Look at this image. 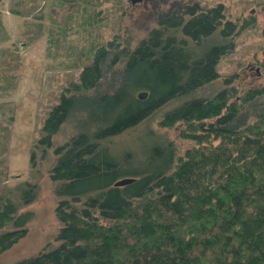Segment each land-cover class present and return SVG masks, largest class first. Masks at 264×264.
Here are the masks:
<instances>
[{"label":"trees","instance_id":"trees-1","mask_svg":"<svg viewBox=\"0 0 264 264\" xmlns=\"http://www.w3.org/2000/svg\"><path fill=\"white\" fill-rule=\"evenodd\" d=\"M45 2L10 0L9 12L41 19ZM253 23L239 25L221 4H195L159 18L134 48L111 40L88 50L90 61L50 108L29 160L37 173L36 151L42 160L52 150L57 245L15 264H264V85L240 93L229 78L202 94ZM48 32L55 47L61 32ZM17 63L14 52L0 51L1 81L15 82ZM7 111L1 104L0 119ZM159 113L158 126L179 128L191 148L181 153L150 129ZM64 125L69 132L54 147ZM139 129L138 150L116 151L114 140ZM8 136L0 122V153ZM122 179L132 181L115 186ZM6 190L0 254L26 235L32 215L17 212L37 195L28 181Z\"/></svg>","mask_w":264,"mask_h":264},{"label":"rangeland","instance_id":"rangeland-1","mask_svg":"<svg viewBox=\"0 0 264 264\" xmlns=\"http://www.w3.org/2000/svg\"><path fill=\"white\" fill-rule=\"evenodd\" d=\"M45 1L41 19H33L11 14L10 0H0V18L7 35V39L0 42V51L4 54L14 52L18 56L15 82L0 80V87L9 86L5 91L0 88V105L10 109L0 119L1 125L9 130L7 149L0 153V192L25 181L37 186L34 202L17 212V215H32L26 226L27 233L0 254V264H15L36 256L47 246L51 249L57 245L61 224L55 214L59 201L58 183L51 181L49 175L54 165L52 150H48L42 160L40 151H36L37 173L32 171L29 160L32 145L40 137L50 108L58 103L60 95L72 82L78 81L83 66L90 61L91 54L86 58L88 50L111 40L134 48L158 27V19L164 15L172 12L180 15L195 4L202 8L221 4L239 25L251 18L254 23L236 37L235 52L218 64L220 78L203 91V96L221 90L224 79L229 78L240 93L264 85V0ZM36 25H41V36L37 35ZM50 29H54L55 34L61 32L56 35L58 44L55 47L49 44ZM161 117L159 113L150 120L152 131L163 134L164 139L171 141L181 153L193 146L191 140L180 137L179 128H160ZM10 118L12 122L7 123ZM65 126L54 137V147L60 146L69 132L70 128ZM141 131L127 132L114 140L116 151L138 150L143 142L139 138Z\"/></svg>","mask_w":264,"mask_h":264},{"label":"water","instance_id":"water-1","mask_svg":"<svg viewBox=\"0 0 264 264\" xmlns=\"http://www.w3.org/2000/svg\"><path fill=\"white\" fill-rule=\"evenodd\" d=\"M137 1H140V0H132L131 2L132 3H135ZM132 180L131 179H122V180H119L115 183V186L119 187V186H124L126 184H129Z\"/></svg>","mask_w":264,"mask_h":264}]
</instances>
